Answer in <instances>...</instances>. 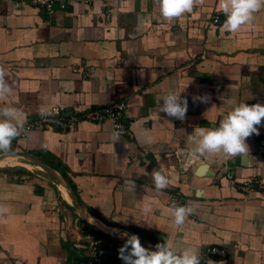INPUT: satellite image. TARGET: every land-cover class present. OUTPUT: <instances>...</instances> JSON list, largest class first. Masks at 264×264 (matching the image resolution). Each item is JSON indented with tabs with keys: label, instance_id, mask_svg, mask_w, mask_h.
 <instances>
[{
	"label": "crops",
	"instance_id": "obj_1",
	"mask_svg": "<svg viewBox=\"0 0 264 264\" xmlns=\"http://www.w3.org/2000/svg\"><path fill=\"white\" fill-rule=\"evenodd\" d=\"M218 3L204 0L169 21L157 0H71L51 12L0 0V65L11 88L0 108H16L26 122L50 106L69 115L124 100L131 137L114 141L107 122L85 121L73 131L32 129L12 151L61 172L89 212L112 228L156 245L170 238L177 252L190 248L207 264H264V187L241 188L244 179L264 183V121L260 134L247 139L243 160L210 153L185 170L176 155L177 149L192 154L188 136L196 127H218L241 102L264 103V9L228 33L221 31L226 15ZM87 65L94 71L83 76ZM170 91L188 99L183 121L160 112L156 98ZM203 95L208 103L194 102ZM161 165L169 183L157 190L151 173ZM171 191L193 208L179 227ZM70 203L44 172L0 168V206L8 209L0 215V264L85 261L71 246L78 218ZM63 223L68 239L59 234ZM81 225L78 235L86 232ZM210 245L225 247L227 255L206 256ZM120 247L98 264H124Z\"/></svg>",
	"mask_w": 264,
	"mask_h": 264
},
{
	"label": "clouds",
	"instance_id": "obj_2",
	"mask_svg": "<svg viewBox=\"0 0 264 264\" xmlns=\"http://www.w3.org/2000/svg\"><path fill=\"white\" fill-rule=\"evenodd\" d=\"M160 15L165 20L180 18L185 13H192L194 6L203 4L204 0H157ZM264 9V0H219L217 11L226 15V20L221 26V31L237 33L243 27L248 26L255 18V14ZM5 68L0 65V96L11 92L8 82L5 80ZM163 104L160 105V101ZM194 102L208 103L209 95L193 97ZM160 112L168 117L183 121L188 111V99L181 93L170 91L156 98ZM232 103L231 100L228 101ZM43 115V110H41ZM264 121V103L257 102L249 105L241 102L234 107L220 121L218 127H196L188 136V143L194 144L192 152L194 156H206L210 153H222L225 156L248 158L249 146L247 139L253 134L259 135V128ZM24 130V120L21 113L14 107L0 108V152L11 154L12 142L20 136ZM114 141H119L120 134H113ZM146 142L151 143L152 137H146ZM152 182L157 190L168 186L169 180L164 173V166L154 169L151 173ZM174 224L179 227L185 223L186 218L193 213L190 205L172 204ZM8 211L0 206V215ZM145 211H148L146 208ZM126 242L119 249V258L124 264H201L196 251L184 249L177 252L170 238H165L155 246L156 250L144 247L138 235L123 233Z\"/></svg>",
	"mask_w": 264,
	"mask_h": 264
},
{
	"label": "built area",
	"instance_id": "obj_3",
	"mask_svg": "<svg viewBox=\"0 0 264 264\" xmlns=\"http://www.w3.org/2000/svg\"><path fill=\"white\" fill-rule=\"evenodd\" d=\"M16 5H30L34 7H40L51 12L56 6L60 9H65L71 0H13ZM106 10V16H108ZM220 21L219 15L213 17V22ZM74 71H78V68H73ZM94 67L92 65L83 66L80 72L83 76H89L93 73ZM127 103L124 100H119L111 104L104 105L98 108H89L82 111H77L66 115L58 106H50L43 110V115L40 114L37 118L24 122V130L17 138H24L26 134L32 129H58L63 131L75 130L81 122H91L94 124H101L107 122L114 133L127 134L132 136L131 131L125 124V111ZM15 148V139L12 142V150ZM176 155L180 161V167L187 170L198 159L192 155L186 149H177ZM264 155V150H263ZM195 158H197L195 160ZM231 177V176H229ZM264 183L259 178L244 179L241 182V188L244 191H252L255 188H263ZM168 203L172 206L173 203L183 206V196L179 191H171L168 194ZM194 218V215L191 216ZM85 226V225H84ZM87 227V226H86ZM85 227V228H86ZM74 230L76 235L71 239L72 248L77 251L81 257H87L85 261H79L78 264H98L104 261L110 255L116 253V245L105 239L104 237L95 235L90 228H86V232L83 235H78L83 225L74 224ZM67 226L62 224L59 231L60 236L63 239H68L65 230ZM235 249H238V245H234ZM206 256L225 257L227 255V249L225 247L210 245L205 248ZM201 264H207L206 257L200 259Z\"/></svg>",
	"mask_w": 264,
	"mask_h": 264
},
{
	"label": "water",
	"instance_id": "obj_4",
	"mask_svg": "<svg viewBox=\"0 0 264 264\" xmlns=\"http://www.w3.org/2000/svg\"><path fill=\"white\" fill-rule=\"evenodd\" d=\"M0 155H16L19 159L24 160L28 163L33 164V165H36L39 168L38 170L42 171L46 175H48L56 186L58 184H62L66 188V190L68 191L70 198L74 201V203H70V205H71V208L73 209V211L77 214V218H78L77 224L78 225H80L81 223H84L91 230L99 233L105 239H107V240L113 242L115 245H119V246H122L126 242V237H123V233H128L129 235L133 234V233L128 232L124 229L112 228V227L104 224L103 222H101L99 219H97L92 213L89 212L88 208L84 205V203L80 199L79 195L77 194L76 190L74 189L72 184L67 180V178L65 176H63L62 173L59 172L57 169L48 165L47 163H45L41 159L34 157L28 153L20 152V151H11V154H5V153L1 152ZM15 166H21V165H15ZM12 167H14V166H12ZM203 167L201 168L200 171L203 170ZM0 168H4V167H0ZM29 170H32V169H29ZM57 189H58V186H57ZM86 216H90V217H93V218L99 220L106 227L110 228L109 231L102 230L100 227L91 223L86 218ZM139 238H140L141 243L144 247L148 248L149 250H156L155 249L156 244H153L149 241H146L145 239H143L141 237H139Z\"/></svg>",
	"mask_w": 264,
	"mask_h": 264
},
{
	"label": "bare ground",
	"instance_id": "obj_5",
	"mask_svg": "<svg viewBox=\"0 0 264 264\" xmlns=\"http://www.w3.org/2000/svg\"><path fill=\"white\" fill-rule=\"evenodd\" d=\"M15 165H21L25 168H28V169H34V170H38L39 168L36 166V165H33L31 163H28L24 160H21L19 159L16 155H0V167H12V166H15ZM31 168H29V167ZM58 189L61 191V193L63 194V196L67 199V200H70V196L68 194V191L66 190V188L62 185V184H58ZM69 198V199H68ZM86 218L93 224H95L96 226L100 227L102 230H105V231H109V228L104 226V225H101L99 222L97 221H94L92 220L91 218L93 217H89V216H86ZM95 219V218H93ZM97 220V219H96Z\"/></svg>",
	"mask_w": 264,
	"mask_h": 264
},
{
	"label": "rangeland",
	"instance_id": "obj_6",
	"mask_svg": "<svg viewBox=\"0 0 264 264\" xmlns=\"http://www.w3.org/2000/svg\"><path fill=\"white\" fill-rule=\"evenodd\" d=\"M20 168H22V169H25V170H27V171H31V170H29V169H27V168H25V167H23V166H19ZM32 172H34V173H36V170H32ZM49 177V176H48ZM50 178V177H49ZM51 179V178H50ZM87 229H88V227H86Z\"/></svg>",
	"mask_w": 264,
	"mask_h": 264
},
{
	"label": "trees",
	"instance_id": "obj_7",
	"mask_svg": "<svg viewBox=\"0 0 264 264\" xmlns=\"http://www.w3.org/2000/svg\"><path fill=\"white\" fill-rule=\"evenodd\" d=\"M1 153V152H0ZM89 228V227H88ZM92 232L95 234V235H97V236H101L99 233H97V232H95V231H93L92 230ZM101 237H103V236H101Z\"/></svg>",
	"mask_w": 264,
	"mask_h": 264
}]
</instances>
